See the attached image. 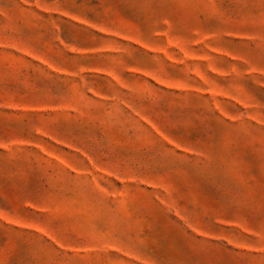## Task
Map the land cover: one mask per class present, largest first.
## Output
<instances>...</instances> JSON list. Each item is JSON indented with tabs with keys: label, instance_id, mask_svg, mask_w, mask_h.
Returning <instances> with one entry per match:
<instances>
[{
	"label": "rangeland",
	"instance_id": "1",
	"mask_svg": "<svg viewBox=\"0 0 264 264\" xmlns=\"http://www.w3.org/2000/svg\"><path fill=\"white\" fill-rule=\"evenodd\" d=\"M0 264H264V0H0Z\"/></svg>",
	"mask_w": 264,
	"mask_h": 264
}]
</instances>
